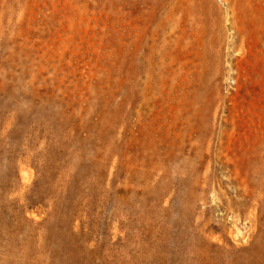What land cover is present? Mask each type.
Wrapping results in <instances>:
<instances>
[{"label":"rangeland","instance_id":"rangeland-1","mask_svg":"<svg viewBox=\"0 0 264 264\" xmlns=\"http://www.w3.org/2000/svg\"><path fill=\"white\" fill-rule=\"evenodd\" d=\"M263 64L264 0H0V264H264Z\"/></svg>","mask_w":264,"mask_h":264},{"label":"bare ground","instance_id":"bare-ground-1","mask_svg":"<svg viewBox=\"0 0 264 264\" xmlns=\"http://www.w3.org/2000/svg\"><path fill=\"white\" fill-rule=\"evenodd\" d=\"M136 48H137V61H138V67L140 69V66L142 63L145 64L146 67V81H145V88L147 90V94L149 95L153 89L154 84V54H155V39L154 35L150 29L149 26L144 27L142 23L141 15L138 18L137 21V27H136ZM188 49V48H187ZM246 56H244L242 59H244ZM192 66H194V71L188 72V70H185L186 78L184 79V84L187 86L193 85L195 80H197V67L198 64L195 61H192ZM170 69H166L164 72L167 74L166 80L168 82V87L170 86V82L173 80V68L172 64L169 65ZM139 73V72H138ZM208 80H210L208 78ZM241 80V76H239L236 79V84L239 85ZM246 82L250 80L249 75L245 78ZM261 80L264 81V64L262 65V72H261ZM141 85V80L138 79V87ZM171 89V88H170ZM170 102H173L174 99L172 95H169ZM172 108V106H171ZM235 145L239 146V152L245 153L248 150L249 145V138L248 137H238L236 140ZM254 159L252 158L251 162V175L254 173V175L261 174V167L263 166V160L259 159V151H257V155L254 156ZM229 164H232L234 168H236V164L232 162L229 158L227 159Z\"/></svg>","mask_w":264,"mask_h":264}]
</instances>
